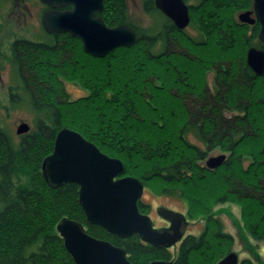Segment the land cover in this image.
Here are the masks:
<instances>
[{
    "label": "trees",
    "instance_id": "16d2710c",
    "mask_svg": "<svg viewBox=\"0 0 264 264\" xmlns=\"http://www.w3.org/2000/svg\"><path fill=\"white\" fill-rule=\"evenodd\" d=\"M6 1L14 2L0 0V7ZM185 1L191 15L189 26L205 35L199 42H189L183 31L155 7L154 0H142L144 12L152 18L151 25L146 27L128 22L125 0H103L104 7L98 15L105 24L130 25L137 35L133 45L119 46L104 57L91 56L82 49L78 38L66 32L49 34L42 27L38 39L14 34L3 48L4 19L0 16V58L11 65L15 82L8 86V103L0 101V106L6 110L10 106H25L33 114L32 129L21 133L17 141L0 120V264H75L56 230L62 217L81 222L88 234L122 247L132 264H147L158 258H170L172 264H189L193 252L203 254L201 264H209L216 257L227 237L220 230L212 244H205L206 233L190 234L174 254L170 249L142 242L136 233L122 238L89 224L78 202L79 186L67 183L50 187L41 171L42 157L52 151L55 134L66 125L79 131L102 152L122 159L124 174L128 170L127 160L137 169L147 165L137 177L145 185L159 180L160 194L183 197L188 187L198 190L199 182L206 179L205 172L199 173L201 170L193 163L194 153L188 147L182 151L170 136L163 138L169 109L165 108L167 102L159 107L154 97H160L170 85L166 80H173V71H181L177 63L184 67L181 54L184 43L205 48L212 41L224 54L236 47L238 34L233 14L249 7L252 0ZM252 44L262 47L259 42ZM260 79L264 84V75L257 77V81ZM64 80L79 84L87 94L71 99ZM260 93L264 95L263 91ZM263 100L261 95L260 103ZM173 102L176 99L170 103ZM170 111L174 115V110ZM146 127L152 129L147 131L149 134L144 131ZM251 135L255 134H247L246 139ZM250 155L255 157L253 152ZM234 167L242 175L239 164ZM254 171L264 174V167L262 170L256 167ZM226 179L228 182L225 180L223 184L227 190L221 197L241 200L243 220L249 212L246 200L252 201L255 207L251 215L258 212L260 220L256 219L249 228L264 237L262 179L258 178L257 183L263 190L256 192L253 200L246 194L247 182L243 177L227 175ZM257 183L250 184L252 190L257 191ZM149 207V203L138 201L142 213H147ZM249 261L253 264L249 259L241 264H250Z\"/></svg>",
    "mask_w": 264,
    "mask_h": 264
},
{
    "label": "water",
    "instance_id": "95a60500",
    "mask_svg": "<svg viewBox=\"0 0 264 264\" xmlns=\"http://www.w3.org/2000/svg\"><path fill=\"white\" fill-rule=\"evenodd\" d=\"M15 1V0H14ZM49 9L41 14L42 27L50 32H67L80 39L82 49L91 56L104 57L119 46L135 43L137 35L127 24L107 26L98 15L104 7L103 0H41ZM155 6L181 30L190 22L189 6L185 0H154ZM70 9H63L70 6ZM255 18L260 22L258 38L264 44V0H254ZM250 11L239 13L240 20L254 22ZM246 62L259 76L264 74V50L250 46ZM29 125L21 122L17 133L29 131ZM224 155L210 158L208 167H216ZM125 167L117 157L106 155L93 142L77 130L61 128L54 140L53 151L41 164L44 181L57 188L67 183L78 187L80 202L86 221L103 227L111 234L128 237L138 234L142 242L155 247L169 248L184 233L185 216L164 206H158V214L170 221L167 228H155L148 213L138 209V201L144 192L138 177L122 175ZM122 175V176H121ZM57 233L63 238V246L75 264H132L125 250L110 241L88 234L83 223L62 217L56 224ZM238 254L231 251L217 264H237ZM147 264H172L165 259L151 260Z\"/></svg>",
    "mask_w": 264,
    "mask_h": 264
},
{
    "label": "rangeland",
    "instance_id": "374dc122",
    "mask_svg": "<svg viewBox=\"0 0 264 264\" xmlns=\"http://www.w3.org/2000/svg\"><path fill=\"white\" fill-rule=\"evenodd\" d=\"M125 3H126V14H127L128 22L136 26L137 25L141 26V27H146L148 25H151L152 18H150L148 13L144 12L142 0H125ZM42 8L43 7H42V4L40 3V0H15L13 3L11 1H6L5 3L2 4V6L0 7V16H3V19H4V29H3L4 31L1 35L2 46H4L3 48H6L7 44L10 42L9 40L17 36L18 34L25 36V37H30L33 39L39 38V36L42 33V28H41L42 23H41V18H40ZM236 13L237 11L233 14L235 18H236V15H235ZM111 27H115V26H111ZM184 29L186 33H190L194 35L197 34V33L195 34L193 30L191 31L192 28L189 25H187ZM242 39L243 38L240 35H238L237 45H235L236 47L229 48L226 51V54L220 52L219 46H216L215 43H212V41L210 42L209 47H205V48L199 47L198 48L195 46L199 50V52L195 51L190 54H192V56L193 55H200V56L207 55L209 57L215 56L217 54L218 56H220V58L224 60L230 59L231 64H237V63L241 64L245 57V48H246L245 45L243 44L244 42H242ZM182 49H183V53L181 54L184 55L182 62L184 63V67H186L187 70H184V67L181 65V62L177 63V66H179L181 71L176 72V76L178 75L179 77H182L181 79L184 81L187 79L191 81V79H194L195 77L197 78L198 81L201 82L203 78L201 76L202 70L197 69L200 67L199 65L200 61L196 59L194 62H190L186 55L188 52H192L193 50L192 45L186 42V44L184 43V45L182 46ZM237 66L238 65L231 66V69H234L232 73H234L237 70ZM172 77L174 79L173 73H172ZM170 79L169 80L165 79L166 81H168L167 85H169V83L170 85L167 86L166 90L162 93L160 97H157V95H155L154 100L157 101V104L159 105V107L160 105L162 106V103L167 102V106L165 108L167 110L169 109L168 111H166V115H165V121H166L167 127H166V132L164 131L162 135L163 138L170 136L171 139H174L175 143L180 144V142L176 139V137H178V134H179L178 125H179L180 119L184 118L183 116H185L186 111L183 112L182 107L180 110L179 105L181 104L177 105V103L175 102H173V104L170 103L171 100H174L177 97V94H176L177 91H175L176 89L175 84ZM64 82H65V88L67 90V93H69L71 99H74L76 97H82V96H85V94H87L86 90L81 88L79 84H75V83L73 84L71 82H67V80L66 81L64 80ZM261 82L263 81L260 79V81H256V84H255L256 91H257L256 96H259V97L261 95L264 96L263 94L260 93V91L264 92V84H262ZM11 83L12 84L15 83L13 80L12 67L9 63L2 61L0 58V101L2 104L8 103L9 95H7V89ZM183 90L184 88L183 89L181 88L180 93H182ZM169 105L172 106L173 108H170ZM259 106L263 107V112H262V109L260 110V112L255 110L256 115L255 113L254 115L255 117H257V120L260 123V128L262 129L261 132L255 134L254 136L253 135L248 136V139H246L247 141H246L245 146L247 147L245 150H242V149L239 151L234 150V153L231 156L232 162H230V165L228 166L220 165L215 170L199 171V173L202 171L205 172L204 174H205L206 179L204 181L199 182V185L198 183H195L194 181V183L199 186L198 190H196V188L192 189L191 187H188L185 190L183 197H179V196L176 197V196L160 194V189L162 185H161V182L157 179L147 183L144 186V192H143L141 199L144 203L145 202L149 203L150 207L147 213L151 217V220H153V225L156 228L157 226H163L166 223L165 220H163L156 211L157 206L163 205L165 207H169L176 211L187 213V215H188V212L190 211L191 215L189 213L188 219H190L191 222L189 223V226L187 227V231H186L187 235L192 233L198 236L203 231V227L205 224V229L207 230V234H208L204 238L206 242L208 241L207 243L205 242V244L214 243L213 242L214 240L212 239L216 238V234L219 230H222V233L227 232L233 237L231 239L224 237L225 240L222 242V246L219 248V250H217V253L215 254L216 257H213V259L209 261L210 262L209 264H216L218 262L217 261L218 259L216 258L219 257L220 255L223 256L224 253L228 252L229 250H232V251L235 250L237 252L238 257H239L238 260L249 257L250 259H253L255 262H258V264H264V237H262V234L254 232L253 230L249 228L251 222L254 223L256 219L260 220L258 212L254 214L255 217L251 215L255 207L254 203L252 201L246 200V205H247L246 208L249 210V212L246 214V217L243 220V218L241 217V212L243 211L244 205H242L241 200H238L237 198L236 200L235 199L232 201L230 200V204H228V206H230L229 212H231L233 217L236 218L239 225H234L229 214H225L223 212L224 210H222V208L223 206H227V204L221 203L222 206L218 205L222 201L221 194H224L225 191L227 190L225 187V184H223L225 183V180L227 181L226 179L227 175H231L233 177H236V176L243 177V179L246 182L248 181L247 183H250L252 185H253V181L257 183V179L261 178L262 181L261 180L260 181L261 183H263L262 186H264V174L261 171H256L257 173L255 171L253 172V169H255L256 167H258L261 170L264 167V160H263L264 154H262V150L264 149V131H263L264 130V103L259 102ZM170 109L174 110V115H171ZM32 115L33 114L30 113L28 111V108L25 106L20 107V108L18 107L12 108L10 106L9 109L7 110L4 107L0 106V120L2 124L6 128H8V130L11 133L12 139H14L15 141L19 140V135H21L16 132L17 127L19 124H21V122H26L29 125V127H32L33 125ZM67 127L73 129L70 126H67ZM144 131L146 134H149L147 133V131L151 132L152 129L150 128L148 129L146 127L144 128ZM181 147H184V146H181L180 144L179 145L180 150H181ZM51 152L45 154L44 157L50 154ZM242 152L244 155L246 153L251 154L253 152L255 157L249 154H247L248 156L246 155L244 157L238 156ZM108 156L119 158L118 156H115L113 153H111ZM44 157H42L41 159L42 160L41 164L43 162ZM251 157H254L255 165L254 163L252 164L249 163L250 161L249 159H251ZM136 163H137V160H136ZM238 164L240 168L242 169L241 171L242 175L238 173L239 169L234 167ZM126 166L128 167L127 173L124 174L123 172L122 175L137 177L140 170L143 169V167H146L147 165L141 166L142 168L140 169L138 167L137 169L130 163V161L127 160ZM246 168L249 169V171H246L244 173ZM255 189L257 191L260 189L259 183H257V185L255 186ZM260 190H263V189H260ZM216 210H218V212L220 211L217 218L216 219L210 218L206 222L205 221L206 213H209V212L211 213ZM261 212L263 213L261 216L264 218V210ZM221 222L223 223V226L222 228H218L219 226H221L222 224ZM175 247L176 246H171L169 247V249L172 251L173 249H175ZM202 257H203V254L201 252L200 253L193 252L191 254V260L188 263L189 264H201L200 259ZM249 263L251 264L250 261Z\"/></svg>",
    "mask_w": 264,
    "mask_h": 264
},
{
    "label": "flooded vegetation",
    "instance_id": "af4514ba",
    "mask_svg": "<svg viewBox=\"0 0 264 264\" xmlns=\"http://www.w3.org/2000/svg\"><path fill=\"white\" fill-rule=\"evenodd\" d=\"M253 2L254 0H252L251 5L249 7L237 10V13L235 14L236 18L235 16L233 17L234 20H236V23L242 25V27L244 28L245 32H242V34H244V37H246L247 41V45L245 46V57L241 64H231L227 59L224 60L220 58V56H218L217 54L215 56L210 57L207 55L203 56L202 54V56H192V54L190 53H193L195 51L199 52V50L196 48L197 46L192 43L191 45L193 47V50L192 52H188L186 55L190 62H194L196 59L200 61V64L198 63L200 67L198 66L199 68L197 69L202 70V81H198L195 77L194 79L196 81L194 79H191V81H189V79L184 81L181 79L182 77H179L178 75L176 76V72L178 71H173L174 79L172 81L176 87L175 91H177V97L175 98L176 103L177 105L181 104L179 105L180 110L182 107L183 112L186 111L185 116H183L184 118L180 119L178 125V141L180 142L181 146H184L181 147L182 151H184V149L188 147L191 152L194 153L193 163L199 170H215L220 165L228 164L231 161L230 159L234 150L239 151L241 149H246L247 146L245 145L247 141V134H250L251 132H255V134H257L260 133L262 130L260 128V123L258 122L257 117H255V110L259 112L260 110L256 105H254L255 101H259V96H256L257 91L255 84L257 81V77L262 75L258 76L246 62L247 49L250 46H253L256 49L261 48L264 50V44L258 38L260 22L258 21V19L255 18ZM40 3L43 7L41 12L42 14L44 11L49 9V6L44 4L41 0ZM70 8L71 5L63 7V9ZM246 10L250 11L249 17L255 19L254 22H244L239 19V13L245 12ZM181 30L184 34H186V38L189 42H199L201 41L200 38L205 39L204 34H196L193 28L191 29V31L193 30L196 35L186 33L184 28ZM256 42H259L262 47H260L259 45L255 46V44H252ZM235 65H238L237 70L232 73L234 69H231V66ZM181 88H184L182 93H180ZM247 154L249 153H246L244 155L242 152L239 155L240 157H244ZM219 155H224V158L219 162V165L216 167H208L207 161L210 158L217 157ZM249 160L250 164L255 163L254 157H251V159ZM245 170H247V168ZM144 186L145 184H143V188ZM251 187L252 186L250 185V183H246V194L248 198L253 200V198L255 197V193L261 192L262 190L259 189L258 191H254L251 189ZM221 203L227 204V206H223V212L225 214H229L234 225H239L236 218L233 217L231 212H229L230 206H228V204H230V198L225 196L222 197V201L218 205L222 206ZM219 213L220 211L218 212V210L213 211L211 213H206L205 221L207 222L210 218L216 219ZM183 214L185 216V219L187 220V225L184 228L185 231L182 234L181 238H179V240L175 244L171 245L176 246L175 249L172 250L174 254L178 251L179 246L181 245L183 240L190 236V234H192H186L187 227L191 222V220L188 219L189 213L188 215L187 213ZM162 219L165 220L164 218ZM165 222V225L157 226V228H167L170 225V221L165 220ZM251 225H253V222L250 223V226ZM222 226L223 223L218 228H222ZM220 231L222 232V230ZM202 233L207 234L205 224L201 234ZM201 234H199L198 236H200ZM226 234L228 239L233 238L229 233L226 232ZM165 249L169 250V248ZM231 251L232 250H229L228 252L224 253V255ZM224 255L220 257L217 261L219 262V260L223 258ZM246 259L251 260L253 264H258V262H255L249 257L240 260L237 259L238 264H241L242 261ZM170 260L172 261V259Z\"/></svg>",
    "mask_w": 264,
    "mask_h": 264
},
{
    "label": "bare ground",
    "instance_id": "6f19581e",
    "mask_svg": "<svg viewBox=\"0 0 264 264\" xmlns=\"http://www.w3.org/2000/svg\"><path fill=\"white\" fill-rule=\"evenodd\" d=\"M156 7V6H155ZM151 18V17H150ZM170 19V18H169ZM232 20L234 21V22H236L233 18H232ZM236 28H237V32H236V34H238V35H240V36H242L243 37V40H242V42H244L243 44L245 45L246 43H247V41H246V37H244V34H242V32H245L244 31V28L242 27V25H239V24H237L236 23ZM56 33H58V32H56ZM68 34H70V33H68ZM71 35V34H70ZM247 45V44H246ZM245 45V46H246ZM82 47V46H81ZM231 48H233V47H231ZM85 51V50H84ZM220 52H222L223 53V51L220 49ZM230 62V61H229ZM248 95V94H247ZM260 99H261V96L259 97V101L257 102V101H255V103H254V105H256L258 108H259V110H261V107L259 106V102H260ZM31 129H32V127H30ZM29 128V129H30ZM61 129V128H60ZM59 129V130H60ZM58 130V131H59ZM57 131V132H58ZM254 134H255V132H253ZM57 134V133H56ZM56 134H55V136H56ZM55 140V139H54ZM54 144V143H53Z\"/></svg>",
    "mask_w": 264,
    "mask_h": 264
}]
</instances>
